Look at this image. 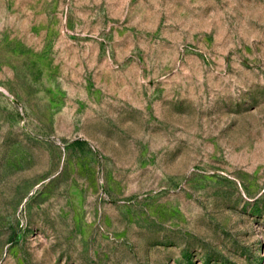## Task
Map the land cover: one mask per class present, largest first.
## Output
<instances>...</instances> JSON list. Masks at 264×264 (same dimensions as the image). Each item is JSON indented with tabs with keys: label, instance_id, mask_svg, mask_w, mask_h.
I'll return each mask as SVG.
<instances>
[{
	"label": "rangeland",
	"instance_id": "374dc122",
	"mask_svg": "<svg viewBox=\"0 0 264 264\" xmlns=\"http://www.w3.org/2000/svg\"><path fill=\"white\" fill-rule=\"evenodd\" d=\"M0 264H264V0H0Z\"/></svg>",
	"mask_w": 264,
	"mask_h": 264
}]
</instances>
